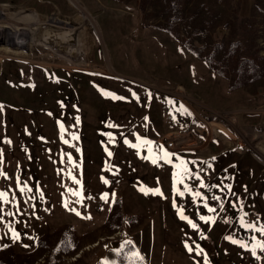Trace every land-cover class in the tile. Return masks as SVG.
<instances>
[{
  "label": "rangeland",
  "instance_id": "obj_1",
  "mask_svg": "<svg viewBox=\"0 0 264 264\" xmlns=\"http://www.w3.org/2000/svg\"><path fill=\"white\" fill-rule=\"evenodd\" d=\"M0 160L9 263L264 264V0H0ZM181 162L224 200L255 166L245 256L199 231L211 187L181 219Z\"/></svg>",
  "mask_w": 264,
  "mask_h": 264
},
{
  "label": "crops",
  "instance_id": "obj_2",
  "mask_svg": "<svg viewBox=\"0 0 264 264\" xmlns=\"http://www.w3.org/2000/svg\"><path fill=\"white\" fill-rule=\"evenodd\" d=\"M184 161L185 160H183V162ZM241 161L247 164L250 163L244 157L241 159ZM180 165L181 163H176V167H174V170H173V174L175 175V177L170 178V181H169V187L177 186V185L181 187L180 189L175 188L176 190L174 191V199L176 202V207H178V210L188 207L187 205L188 199L185 200V196L187 194L185 192L184 187L185 186L190 187L192 185L191 184L192 179L195 180V184L197 186H199L198 184H200L201 181L205 179V178H202L204 177L202 176V174L199 177V179H197V177L189 178L185 174L183 175V182L181 183L176 182L177 179L179 178L177 174L182 171L180 168ZM205 169L207 170V168ZM254 172H255V166L253 167V169L250 170L249 175L243 174L242 172L238 173L236 169L235 195L233 196V194H231L227 196V198L225 197L226 198L225 200L228 199L227 202L232 203L234 201L235 204H229V203L227 204L226 201L223 199L224 189H225L224 186L228 184L227 183L228 180L226 178L222 176L221 177H207V179L205 180V183L203 184L206 188L211 187V190H210V193L207 194L206 199L200 204V206L197 209L198 214H199V217H198L199 231L201 233L205 232L207 234L214 233L215 234V240H214L215 245L214 246H217V249L219 248V250L221 249L222 245L225 244L224 247L225 246L228 247V245L231 244L230 245L231 249L233 248L235 250H238L239 255L245 256L246 253L250 250V247L254 246L252 244V241L254 239V232L252 231L251 228L246 227V225H249V224H251L252 226L253 224H256V226L261 227L257 224L256 218L254 217V215L258 214L257 209H256L257 207L254 206V201L256 202V200H258L257 198L258 193L255 189L250 188L252 186L251 183L254 182L253 177H252ZM239 189H243L244 193H239ZM220 199H223V200H220ZM241 200L245 204L244 205L245 207L247 204V208H248L247 212H246L247 209L245 207H241L240 205ZM205 205H207V207H205ZM209 207L215 209L214 212L216 213H218V211H220L221 209V213L225 216L224 225L222 223L220 225L214 224L211 227L206 226L207 225L206 222H204V220H202L201 217H205L204 215L206 211H208ZM243 211H245V213L243 214L244 216L242 217L241 212ZM241 221H243L244 226H242ZM234 225H235V233L237 232V236H235V239H233L232 237L231 239L237 241V243H232L231 240L226 239V237H228V234L234 228L233 227ZM261 228H264V227H261ZM241 244L245 245V247H242Z\"/></svg>",
  "mask_w": 264,
  "mask_h": 264
},
{
  "label": "snow or ice",
  "instance_id": "obj_3",
  "mask_svg": "<svg viewBox=\"0 0 264 264\" xmlns=\"http://www.w3.org/2000/svg\"><path fill=\"white\" fill-rule=\"evenodd\" d=\"M73 139H76V137L73 136ZM109 155H111V153H109ZM167 156H168V153L165 152V153H164V156L161 157V158H166ZM69 159H71V158H69ZM165 162H170V161L166 160ZM0 163H2V160H0ZM153 163H155V160H153ZM180 168H181L182 171H181L180 173L177 174L179 178L177 179L176 182H178V183L183 182V175H185V174L188 173V170H187V168L184 167L183 162H181ZM0 175H3V173H0ZM197 179H199V177H197ZM105 183H106V181H105ZM201 187H204L203 183H201ZM185 190H186V191L188 190V189H187V186H185ZM145 194H148V193H147V190H145ZM153 194H157V195H159V194H160L159 189H156V190L154 191ZM73 195H79V193H73ZM5 196H6L5 193H0V200L5 199ZM199 196H200V193H198V192L195 193V197H199ZM102 199H104V197H102ZM78 202H79V201H78ZM174 206H175V205H174ZM205 207H207V205H205ZM72 211H75V210L73 209ZM208 211H209V212H213V211H215V209L209 207V208H208ZM76 214H77V215H80L78 212H77ZM178 214L180 215L181 219H186V217L183 216V213L180 212L179 210H178ZM201 219H202V220H205V222H211L210 219H206V218H204V217H201ZM189 223H191V222L189 221ZM241 223H242V226H244V225H243V221H241ZM192 227L195 228L196 226L193 224ZM246 227H248V228H252L253 226H252L251 224H249V225H246ZM259 231H261V233L264 234V228L259 229ZM12 235H13V237H16V236H17V233L13 231ZM226 239L231 240L232 243H237V241L232 240L231 237H226ZM241 246H242V247H245V245H243V244H241ZM257 246L260 247L261 249H264V244L257 245ZM189 251H191V249H189ZM202 251H203V250L200 249L199 246H197V255H200ZM252 251H253V254H255V249H254V248H253ZM205 261H206V264H207V258H205Z\"/></svg>",
  "mask_w": 264,
  "mask_h": 264
},
{
  "label": "trees",
  "instance_id": "obj_4",
  "mask_svg": "<svg viewBox=\"0 0 264 264\" xmlns=\"http://www.w3.org/2000/svg\"><path fill=\"white\" fill-rule=\"evenodd\" d=\"M236 70H237V69H236ZM236 74H237V76L239 75L238 72H236ZM39 241H40V240H38V241H36V242L38 243ZM0 253H1V251H0ZM0 264H13V263H9V262H7L6 259H4V258H2V257L0 256ZM130 264H142V263L140 262V260H139L138 258L135 257L133 260L130 261Z\"/></svg>",
  "mask_w": 264,
  "mask_h": 264
},
{
  "label": "built area",
  "instance_id": "obj_5",
  "mask_svg": "<svg viewBox=\"0 0 264 264\" xmlns=\"http://www.w3.org/2000/svg\"><path fill=\"white\" fill-rule=\"evenodd\" d=\"M164 147L167 150H173L175 148V143L174 142H167V143H165Z\"/></svg>",
  "mask_w": 264,
  "mask_h": 264
}]
</instances>
